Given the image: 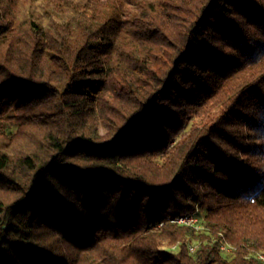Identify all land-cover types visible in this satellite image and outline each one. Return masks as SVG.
Instances as JSON below:
<instances>
[{
    "label": "trees",
    "instance_id": "obj_1",
    "mask_svg": "<svg viewBox=\"0 0 264 264\" xmlns=\"http://www.w3.org/2000/svg\"><path fill=\"white\" fill-rule=\"evenodd\" d=\"M0 264H264V0H0Z\"/></svg>",
    "mask_w": 264,
    "mask_h": 264
},
{
    "label": "bare ground",
    "instance_id": "obj_2",
    "mask_svg": "<svg viewBox=\"0 0 264 264\" xmlns=\"http://www.w3.org/2000/svg\"><path fill=\"white\" fill-rule=\"evenodd\" d=\"M190 217L191 216H185V217L178 218L177 222L185 223V224H188V225L195 224L196 219L195 218H190Z\"/></svg>",
    "mask_w": 264,
    "mask_h": 264
},
{
    "label": "built area",
    "instance_id": "obj_3",
    "mask_svg": "<svg viewBox=\"0 0 264 264\" xmlns=\"http://www.w3.org/2000/svg\"><path fill=\"white\" fill-rule=\"evenodd\" d=\"M190 218H194L193 216H191Z\"/></svg>",
    "mask_w": 264,
    "mask_h": 264
},
{
    "label": "rangeland",
    "instance_id": "obj_4",
    "mask_svg": "<svg viewBox=\"0 0 264 264\" xmlns=\"http://www.w3.org/2000/svg\"><path fill=\"white\" fill-rule=\"evenodd\" d=\"M187 130H188V129H187ZM187 130H186V131H187ZM189 216H191V215H189Z\"/></svg>",
    "mask_w": 264,
    "mask_h": 264
}]
</instances>
